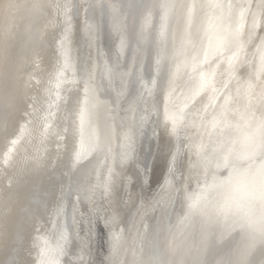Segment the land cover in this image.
<instances>
[{"label":"bare ground","instance_id":"1","mask_svg":"<svg viewBox=\"0 0 264 264\" xmlns=\"http://www.w3.org/2000/svg\"><path fill=\"white\" fill-rule=\"evenodd\" d=\"M12 2L17 7L10 13L0 10V264H41L49 258L54 264H145L152 259L217 264L237 258L253 240L243 264H264V238L247 226L248 217L257 218L253 209L264 183V152L245 141L258 137L264 117V25L258 24L249 39L246 15L243 48L229 75L224 57L232 52L217 50V44L227 36L232 17L226 9L193 10L192 43L185 45V56L204 61L208 52L199 68L215 72L219 93L210 106L207 92L189 103L185 122L173 134L170 125L165 127V105L181 104L194 86L190 69L172 79L183 34L177 10L161 36L159 9L145 22L137 0H40L68 3L67 23L55 7L35 15L33 0ZM238 2L195 0L198 5ZM65 59L69 68L61 77ZM86 83L92 89L87 93ZM225 93L232 99L223 117L229 126L221 137L208 121ZM86 105L85 128L94 130L99 147L87 135L81 143L79 113ZM194 105L207 111L193 114ZM45 117L51 124L47 135ZM223 139L235 156L228 166L208 170V183L213 174L217 183L207 196L213 213L226 202L230 211L209 225L198 214L182 225L187 195L206 186L202 157ZM109 170L111 184L105 191ZM99 222L102 237L95 232ZM113 233L121 236L115 246ZM98 252L100 259L94 260Z\"/></svg>","mask_w":264,"mask_h":264},{"label":"snow or ice","instance_id":"2","mask_svg":"<svg viewBox=\"0 0 264 264\" xmlns=\"http://www.w3.org/2000/svg\"><path fill=\"white\" fill-rule=\"evenodd\" d=\"M12 0H0V10L4 11L5 13H10L14 8H16ZM55 7L58 13H63L65 16V22L67 23L68 19V11L70 9V5L66 2L64 3H53L52 5H46L41 3L40 0H33L30 5V10L33 14L39 15L45 8ZM141 7L144 8L146 13L144 19L147 22L150 17L153 9H159L160 12V33L161 36H164L165 33L168 32L169 29V18L172 15L174 10L178 11L180 16V23L183 25V34L181 37V45L176 50L174 54V58L177 59V64L175 66V71L172 73V79L174 80L176 76H178L181 72L188 73L190 69L189 79L194 82V86L190 88L189 93L185 95L184 100L181 104L173 105L169 108L168 105H165L164 108V120H165V127L167 128L169 125L171 126V132L175 134L177 127L182 125L185 122V109L188 107L189 103L195 101L196 97L199 96L202 92L210 93L207 95L206 99L208 105L210 106L213 104L219 93V89L216 88L214 83L215 72L208 71L205 72L199 68V65L202 62H206L208 58V52L205 51L203 53L204 61H201L198 55H193L190 58L185 56V45L192 43V35L189 29L191 28V21H192V14L193 10L196 8L201 7H214L221 10H227V13L232 17V23L227 30V36L222 38L218 41L217 50L220 47L229 48L232 52L230 56L224 57V61L228 64L229 67V75L231 74V69L233 67V62L238 58L240 51L243 48V41L241 39V29L243 28L244 20L246 15L250 17V28L248 32V38L251 39L255 33V30L259 25H264V0H259V3H252V0H239L238 3L232 4H208V5H198L193 0L192 3L187 2H180V0H161V2L157 4H145ZM68 29H65V33H67ZM65 41L61 40V48L64 47ZM157 65L160 63V58H157L156 61ZM69 68V64L67 59H65V63L63 68L61 69L59 75L62 77L64 70ZM59 78L57 79V87L60 84ZM150 83L155 86V81L152 80ZM222 87L225 85H221ZM171 87L172 81L169 82L170 92L171 95ZM91 85H85V91L90 92ZM146 91L149 95H151V88H146ZM59 98L57 94V99ZM231 95L229 93H225L223 97V103L217 108L216 114L212 117L208 123L214 129H219L217 133L218 136H224L223 129L228 127L227 121L223 119L225 112L228 109V106L231 102ZM203 101L199 102V105H202ZM199 105H194L192 112L193 114L198 113L199 111H207V107L201 108ZM52 113L49 112L48 116H51ZM89 115V110L87 105L80 109L79 119L80 125L78 128L79 135L81 137V143L83 144L85 136L87 135L88 141L92 146L99 147L100 145L98 142L94 140L95 132L90 127L86 130L85 122L86 118ZM145 117H141L144 119ZM44 125H43V135H47L48 129L51 127V124L48 122V117L44 118ZM258 137L256 135L248 136L245 138V141L251 144L253 147L258 146L262 152H264V117L259 122L258 125ZM127 139V137H126ZM13 147L18 143V140H14L11 142ZM201 151L204 150L205 146L202 144ZM211 154L206 152L202 157V166L205 169V188L201 190L199 194H188L186 199L189 201L188 203V213L185 215L182 220L181 224L186 225L191 222V219L194 215H199L202 219L204 225H209L213 222H216L220 219V217H226L227 213L230 211V205L226 202L222 205H219L215 209V213L210 210V202L208 201L207 193L208 191L216 186L217 178L213 174L211 176V183H208L209 176L208 170L212 168L219 169L221 167H226L229 164V160L234 158L235 152L234 147L231 146L230 142L227 139L217 140L215 145L211 147L209 150ZM12 149H9V152L6 154L5 162H7L8 157L11 156ZM81 158V153L78 151L76 153V160L78 161ZM127 158V154L122 157L123 159ZM111 184V170H109V178L104 182V189L107 191ZM80 189L77 188V191ZM264 196V193H262ZM114 219V218H113ZM247 226L253 233H258L261 238H264V215H261L259 218H247ZM231 227V226H230ZM120 234L113 233V245H117L120 241ZM63 239V237H62ZM255 241H252V244L249 245L248 249L242 250L238 257L233 260H220L217 264H243V260L247 255V252L253 247ZM41 264H54V261L49 259H42ZM145 264H161L158 259H152Z\"/></svg>","mask_w":264,"mask_h":264},{"label":"water","instance_id":"3","mask_svg":"<svg viewBox=\"0 0 264 264\" xmlns=\"http://www.w3.org/2000/svg\"><path fill=\"white\" fill-rule=\"evenodd\" d=\"M138 2H137V6H136V9H137V11H138V13H139V11H140V9H141V5H142V3L144 2V1H146V0H137ZM107 24V23H106ZM111 48H112V46H111ZM151 49V48H150ZM151 74V73H150ZM149 74V75H150ZM82 226V225H81ZM81 229V228H80ZM95 230V229H94ZM95 232H96V235H98L99 237H102V235L105 233V231H104V227H103V225L101 224V222H99L98 223V226H97V228H96V230H95ZM97 248H99V250L101 251L102 250V252H106V248H105V246L104 245H98L97 246ZM101 253V252H100ZM100 253L98 252V254H97V256H95L94 257V260L96 259H100ZM93 260V261H94Z\"/></svg>","mask_w":264,"mask_h":264},{"label":"clouds","instance_id":"4","mask_svg":"<svg viewBox=\"0 0 264 264\" xmlns=\"http://www.w3.org/2000/svg\"><path fill=\"white\" fill-rule=\"evenodd\" d=\"M260 192L261 195L257 201V206L253 209V211L257 213V218H259L261 215H264V196H262V193H264V183L260 185Z\"/></svg>","mask_w":264,"mask_h":264}]
</instances>
